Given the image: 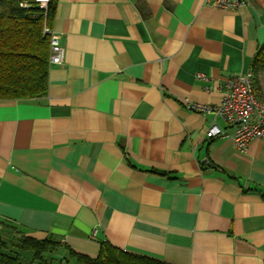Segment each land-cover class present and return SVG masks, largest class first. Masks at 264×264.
<instances>
[{
	"label": "crops",
	"instance_id": "1",
	"mask_svg": "<svg viewBox=\"0 0 264 264\" xmlns=\"http://www.w3.org/2000/svg\"><path fill=\"white\" fill-rule=\"evenodd\" d=\"M51 31L64 57L47 93L0 100V234L53 237L49 264L102 241L168 264H264V136L239 151L206 136L233 126L184 107L251 71L264 0H57ZM254 87L264 102V69Z\"/></svg>",
	"mask_w": 264,
	"mask_h": 264
},
{
	"label": "trees",
	"instance_id": "2",
	"mask_svg": "<svg viewBox=\"0 0 264 264\" xmlns=\"http://www.w3.org/2000/svg\"><path fill=\"white\" fill-rule=\"evenodd\" d=\"M21 1L0 0V100H25L47 93L50 35L44 26L51 29L57 0H50L46 10L35 3L24 8ZM250 68L253 79L264 69V45L257 49ZM10 239L0 234V264H49L55 254H60L61 243L53 237ZM12 245L15 248L11 249ZM64 251L67 257L62 253L63 258L69 264H168L123 251L106 241L100 243L96 257L66 247Z\"/></svg>",
	"mask_w": 264,
	"mask_h": 264
},
{
	"label": "built area",
	"instance_id": "3",
	"mask_svg": "<svg viewBox=\"0 0 264 264\" xmlns=\"http://www.w3.org/2000/svg\"><path fill=\"white\" fill-rule=\"evenodd\" d=\"M50 0H22L20 6L27 8L31 3L46 10ZM206 5L221 9L237 11L247 5L249 0H204ZM44 32L50 35L49 64L61 65L64 49L60 43V35L53 33L44 26ZM226 89L222 99L217 104L206 105L193 103L184 99V107L189 110L213 114L222 118L234 131L230 135L213 123L207 130L206 136L231 137L239 151H246L248 144L255 138L264 136V102L257 97L254 79L251 71L233 75L227 79Z\"/></svg>",
	"mask_w": 264,
	"mask_h": 264
},
{
	"label": "rangeland",
	"instance_id": "4",
	"mask_svg": "<svg viewBox=\"0 0 264 264\" xmlns=\"http://www.w3.org/2000/svg\"><path fill=\"white\" fill-rule=\"evenodd\" d=\"M0 233L2 234L3 232L0 231ZM2 236H5V235H2ZM6 237H8V236H6ZM10 238H11L10 240L16 241V238H17V237H15V236L12 237V236H10ZM11 243L13 244V242H11ZM10 248H11V247H10ZM13 248H15V247L12 245V248H11V249H13ZM59 255H60V254L57 255L58 258L60 257ZM24 258H25V257H24ZM26 263H27V261H26Z\"/></svg>",
	"mask_w": 264,
	"mask_h": 264
}]
</instances>
